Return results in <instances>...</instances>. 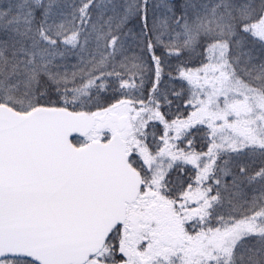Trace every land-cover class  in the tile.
Instances as JSON below:
<instances>
[{
  "label": "snow or ice",
  "instance_id": "1",
  "mask_svg": "<svg viewBox=\"0 0 264 264\" xmlns=\"http://www.w3.org/2000/svg\"><path fill=\"white\" fill-rule=\"evenodd\" d=\"M0 264H264V0H0Z\"/></svg>",
  "mask_w": 264,
  "mask_h": 264
}]
</instances>
